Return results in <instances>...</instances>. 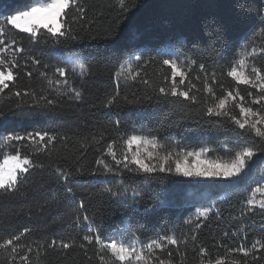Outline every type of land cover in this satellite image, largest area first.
I'll list each match as a JSON object with an SVG mask.
<instances>
[{
  "label": "snow or ice",
  "instance_id": "6c2138e0",
  "mask_svg": "<svg viewBox=\"0 0 264 264\" xmlns=\"http://www.w3.org/2000/svg\"><path fill=\"white\" fill-rule=\"evenodd\" d=\"M118 2L121 11H128L125 0ZM73 9L75 14L69 17V12ZM239 15L230 13L218 20L210 30L208 39L213 42L223 39L226 47V33L239 22ZM258 15L264 17V8L259 10ZM85 19L86 8L81 5V0H30L23 9L0 8V95L8 90L9 97L31 98V103L25 100L24 105L17 104L19 111L11 112L12 115L33 117L54 114L57 108L63 107L62 97L73 102L84 100L85 89L77 81H82L88 75L89 64L70 43L81 38L75 32L73 24ZM261 24L264 25V20H261ZM259 30L264 32V26ZM111 32L109 29L108 34L111 35ZM49 40L54 42L55 51L49 55L57 59L55 65L43 62L42 53L34 54L35 46L47 44ZM158 55V74L161 78L156 82L142 78V70L149 61L140 64L141 55L130 57L114 66L110 74L114 88L106 93L99 106L111 109L121 99L122 86L139 82L151 88L159 97L178 98L193 105L202 103L204 115L225 118L238 130L235 146L227 143L222 145L228 155L216 159H210L206 155L214 151L209 147H201L199 150L171 147L162 152L165 145L156 135L119 133L120 120L117 119L115 136L107 134L106 138V132L102 131L99 138L95 135L91 140L85 138L77 155L64 157L66 166L51 169L50 179H54L59 185L58 190L64 193L63 199L77 213L75 227L87 233L82 236V242L77 245L75 238H53L50 242L33 240L30 237L35 229L27 226L16 231H5L0 235V264H34L33 255L35 264H40V258L50 248L66 252L77 246L85 256H88V248L92 246L98 264H188L191 253H195L192 264H249L248 258L254 251H264V230L248 247L246 241L251 226L234 220L221 233V238L213 241L224 249L223 255L218 253L214 258L207 247L199 246L197 251L195 244L191 253L189 252L190 241L197 240L198 232L205 222L213 215L217 220L222 219L218 204L224 202L223 197L212 199L209 194L194 205L195 211L184 221L189 226V231L181 230L179 234L175 231L171 234L157 232L146 241L128 227L117 229L111 235L107 234L97 225L96 213L87 214L85 199H77V190L73 186L74 183L79 184L77 178L111 176L113 180H105L104 183L113 186L103 188L102 193L97 195L106 194L109 202L118 209L134 211V206L151 190L133 187L123 179L125 174L150 178L161 173L236 186L240 193L241 220L257 213L264 216V172L254 181L249 175L254 157L258 153H264V68L255 63L257 56H264V45H245L227 68L221 71L219 76L230 78L231 87H224L217 72L214 69L209 72V66L203 60L198 61L190 55H185L181 60L175 53ZM39 68L44 69L38 71L39 91L36 88L17 87L21 71L31 79ZM215 85H220L221 94H217ZM241 86L254 91L242 94ZM201 94L205 97L203 102ZM152 98V95L147 94L143 97L148 101ZM139 99L138 97L136 102ZM124 100H128L127 96ZM25 105L27 111L24 110ZM3 115L0 112V116ZM58 139L67 137H61L55 130L36 129L25 130L23 133L9 132L0 136L2 146L11 149L0 152V198L25 194L22 187L28 176L34 172H42L47 167L41 158L48 159L53 155L52 149L56 147ZM23 149L29 151L25 152ZM89 149H94L97 155L94 166L85 169L80 161ZM261 168L264 169V165ZM252 183L255 184L254 187ZM52 198H56V192H52ZM56 222H59V218L54 221ZM229 237L240 238V243L236 246L225 244L224 240Z\"/></svg>",
  "mask_w": 264,
  "mask_h": 264
},
{
  "label": "trees",
  "instance_id": "16d2710c",
  "mask_svg": "<svg viewBox=\"0 0 264 264\" xmlns=\"http://www.w3.org/2000/svg\"><path fill=\"white\" fill-rule=\"evenodd\" d=\"M29 2L30 0H0V8L23 9ZM125 3L128 11H121L118 0H81V5L86 8V19L73 24L75 32L81 38L71 42L70 46L81 53L89 64L88 75L82 81H77L85 89L83 101L73 102L62 97L63 107L57 108L54 114L26 117L12 115L11 112L19 111L16 105H24L25 100L31 103L30 97H9L8 90L0 95V112L4 113L0 116V136L9 132L23 133L25 130L36 129L55 130L61 137H67L57 140L50 158H41L47 167L42 172H34L28 176L22 187L24 195L0 198V235L5 231H16L27 226L35 229L30 237L33 240L50 242L53 238H75L79 245L82 236L87 233L75 227L77 213L63 199L64 193L58 190L59 185L54 179H50L51 169L66 166L64 157L77 155L85 138L91 140L93 135L99 138L102 131L106 132V138L107 134L115 136L117 119L120 120L119 133L156 135L165 145L162 152L171 147L184 150L209 147L214 151L206 155L210 159H216L228 155L222 145L227 143L235 146L238 130L225 118L204 115L202 103L193 105L178 98L159 97L151 88L139 82L122 86L121 99L111 109L100 107L99 102L114 88L110 80L112 68L136 55L142 56L140 64L149 61L142 70L143 79L158 81L161 78L158 74V54L175 53L181 60L185 55L193 56L198 61L203 60L208 64L209 72L213 69L217 72L224 87H231L230 78L219 76L221 71L227 68L245 45H264V32L259 30L264 26L261 24L264 17L258 15L259 10L264 8V0H125ZM230 13L240 15L239 22L226 33L228 45L224 46L223 39L219 42L210 41V30L218 20ZM74 14L73 9L69 12V17ZM109 29L112 30L111 35L108 34ZM53 51L54 42L49 40L47 44L35 46L34 54L42 53L43 62L55 65L57 59L49 55ZM255 63L264 68V56H257ZM40 70L44 69L39 68L31 79L21 71L17 87L36 88L39 91ZM214 87L217 94H221L220 85ZM250 90L254 91L241 86L242 94ZM146 94L153 98L150 101L144 100ZM125 96L127 101L124 100ZM138 97L139 102H136ZM200 98L202 102L205 99L203 94ZM24 110H28L26 105ZM3 151L11 149L3 147L0 140V152ZM23 151L27 152L29 149ZM96 155L94 149H89L80 163L85 169H90L94 166ZM261 165H264V153H258L254 157L249 175L254 171L255 178L259 179L264 172ZM77 179L79 184L73 185L77 190V199H85L87 214L96 213L97 225L109 235L117 229L128 227L146 241L157 232L171 234L175 231L179 234L181 230L189 231V226L184 221L195 211L194 205L209 194L212 199L223 197L224 202L218 204L222 219L217 220L213 215L205 222L198 232L197 240L189 243L190 253L195 244L197 251L199 246L207 247L214 258L218 253L223 255L224 249L213 241L220 239L221 233L234 220L251 226V231L247 234L248 247L264 230V216L259 213L241 220L240 193L236 186L161 173L150 178L125 174L123 179L133 187L151 190L132 211L116 208L109 202L106 194L97 195L102 193L103 188L113 186L104 183L105 180H113V177L101 175ZM52 192H56L55 199L52 198ZM58 218L59 222L54 223ZM224 243L236 246L240 243V238L229 237ZM172 250L175 252L174 248ZM193 255L195 253L189 256L188 264H192ZM33 260L35 264V255ZM248 260L249 264H264V251H254ZM40 264H98V261L92 246L88 248V256L77 246L66 252L50 248L40 258Z\"/></svg>",
  "mask_w": 264,
  "mask_h": 264
},
{
  "label": "rangeland",
  "instance_id": "374dc122",
  "mask_svg": "<svg viewBox=\"0 0 264 264\" xmlns=\"http://www.w3.org/2000/svg\"><path fill=\"white\" fill-rule=\"evenodd\" d=\"M23 35H24V34H23ZM252 172H253L252 175H251L252 180H253V181H254V180H257V179L255 178L254 171H252ZM259 178H260V177H259ZM252 186L254 187L255 184L252 183Z\"/></svg>",
  "mask_w": 264,
  "mask_h": 264
}]
</instances>
